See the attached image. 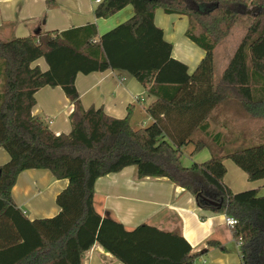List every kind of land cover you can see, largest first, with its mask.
Returning a JSON list of instances; mask_svg holds the SVG:
<instances>
[{
	"label": "trees",
	"instance_id": "trees-1",
	"mask_svg": "<svg viewBox=\"0 0 264 264\" xmlns=\"http://www.w3.org/2000/svg\"><path fill=\"white\" fill-rule=\"evenodd\" d=\"M127 6L133 15L101 36L91 23L0 40V148L9 157L0 166V264H82L95 244L122 264H195L182 236L145 224L127 230L95 211L96 179L126 167H134L137 178L167 179L201 210L234 218L242 264H264V199L233 195L223 183L226 159L249 181L264 179V143L190 167L180 163L183 149L194 154L204 146L193 136H208V117L224 100L264 122V0H103L94 17L107 19ZM157 9L187 17L185 37L204 52L193 73L172 57V45L154 24ZM246 17L247 29L214 83L215 47ZM39 59L46 71L32 66ZM107 70L127 73L154 98L146 109L151 125L133 130L130 107L122 119L81 107L76 75ZM44 87L61 88L72 103L68 134L54 135L32 115L34 96ZM26 170L67 181L55 197L58 214L30 221L15 205L11 190Z\"/></svg>",
	"mask_w": 264,
	"mask_h": 264
},
{
	"label": "crops",
	"instance_id": "crops-1",
	"mask_svg": "<svg viewBox=\"0 0 264 264\" xmlns=\"http://www.w3.org/2000/svg\"><path fill=\"white\" fill-rule=\"evenodd\" d=\"M97 4L95 0H0V40L60 32L91 23L96 26L97 35L101 36L133 15L132 7L127 6L107 19H96L94 9ZM154 24L162 30L164 40L172 45V57L187 66L188 74L193 73L204 52L185 37L187 17L166 15L157 9ZM236 25L233 29H244V26ZM233 53L225 57V67ZM32 66H38L41 71L48 69L43 59ZM225 67L217 81L213 70L214 83L218 82ZM74 85L83 109L100 108L106 115L122 119L128 115L127 108L130 107L128 122L133 130L151 125L152 119L146 109L154 98L127 73L107 70L77 74ZM34 97L32 115L48 122L54 135L68 134L73 105L61 88L44 87ZM233 103L244 113L236 101H222L208 117V137L197 134L195 141L203 142L204 146L194 154H191V147L186 148V155L180 157L182 166L190 167L215 156V145L221 142L223 132L228 134L231 131L236 139H241L239 137L258 126L244 120ZM8 159L7 153L0 148V166ZM223 163L226 169L223 183L233 195L247 194L253 201L264 199V179L249 181L232 161L226 159ZM66 186V180L55 179L49 171L26 170L18 175L11 196L28 220L50 218L58 214L55 197ZM93 206L99 215L119 222L127 230L145 224L182 236L196 255L195 264H242L239 243L233 237L232 228L225 224V215L199 209L188 192L165 178H137L134 167L100 177L94 183ZM208 241L217 245L208 246ZM82 264L122 263L95 244L82 255Z\"/></svg>",
	"mask_w": 264,
	"mask_h": 264
},
{
	"label": "rangeland",
	"instance_id": "rangeland-1",
	"mask_svg": "<svg viewBox=\"0 0 264 264\" xmlns=\"http://www.w3.org/2000/svg\"><path fill=\"white\" fill-rule=\"evenodd\" d=\"M201 7L202 6H200V8ZM249 7L250 9L252 8L251 6ZM247 23H248L247 17L242 19V21L238 23L236 27L242 25L244 26V29L240 31H238L237 28L233 29L231 34L217 46L215 50V62H214V80L215 81H217V79L219 78L221 74V71L226 65L225 57L226 56L228 57L229 55H231V53H233L235 47L238 45L239 41L242 39L247 29V25H248ZM233 104L236 106V108H238V112L244 120L250 123L256 124L258 126H255L254 129H251L250 133L246 134L244 137H239L241 139H236L235 134L232 133L231 131H229L228 134H225L226 132H223L221 142L215 145L216 146L215 147L216 152L214 154L215 156H222L231 151L253 147V146L264 143V124L263 122L259 119L252 120V119L247 118L246 115L240 109V107L236 103H233ZM197 134H201V133H196L193 136V140L197 138ZM202 135L205 137H208L204 134ZM182 155L184 156L186 155V152L184 149L182 150Z\"/></svg>",
	"mask_w": 264,
	"mask_h": 264
},
{
	"label": "built area",
	"instance_id": "built-area-1",
	"mask_svg": "<svg viewBox=\"0 0 264 264\" xmlns=\"http://www.w3.org/2000/svg\"><path fill=\"white\" fill-rule=\"evenodd\" d=\"M96 3H99V0H95ZM225 224L232 228L234 225H236V220L232 217H229V216H225ZM239 243V242H238ZM240 245V243H239Z\"/></svg>",
	"mask_w": 264,
	"mask_h": 264
},
{
	"label": "water",
	"instance_id": "water-1",
	"mask_svg": "<svg viewBox=\"0 0 264 264\" xmlns=\"http://www.w3.org/2000/svg\"><path fill=\"white\" fill-rule=\"evenodd\" d=\"M208 204H209L210 206H212V207H216V208H220V207H221V204H220V203L209 202Z\"/></svg>",
	"mask_w": 264,
	"mask_h": 264
}]
</instances>
